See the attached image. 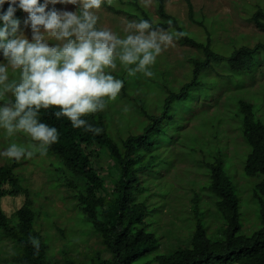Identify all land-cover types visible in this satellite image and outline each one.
Wrapping results in <instances>:
<instances>
[{
	"label": "trees",
	"instance_id": "16d2710c",
	"mask_svg": "<svg viewBox=\"0 0 264 264\" xmlns=\"http://www.w3.org/2000/svg\"><path fill=\"white\" fill-rule=\"evenodd\" d=\"M154 1V14L139 0H104V4L134 21L145 19L154 28L184 33L178 39L180 43L195 48L201 57L193 59L192 78L179 89L167 83L169 73L163 70L153 72L152 77L122 73L120 78L124 86L120 97L133 104V116L141 119L140 133H123L122 123L128 119L115 117L110 111V102L103 111L83 117L100 129L98 133L74 129L66 118L57 120L52 114L54 109L41 111V122L55 126L59 132L58 141L47 150L55 159L54 185L64 186L72 193L83 224L101 239L111 254L104 259L97 253L86 264H264V120L257 115L256 105L242 100H237L235 111L247 145V151L240 158V175L252 183L250 191L257 206L259 226L251 232L243 228L242 190L235 179L238 168L231 169L222 146L219 124L211 121L205 125L211 128V139L201 137L204 141L200 145L196 143L201 149L198 151L203 152L198 162L207 172L208 192L227 227L218 234L209 232L196 203L195 213L199 219L190 244L166 253L158 251L159 240L152 226L159 205L150 200L145 176L156 173L166 162L167 148L182 141L185 122L181 118L184 119L194 101L207 98L212 86L204 75L223 64L226 69L223 78L237 83L264 64V42L254 47L239 45L223 54L216 49L207 18L197 15L191 0H185L189 19L205 32L203 39L189 32L181 21L167 12L165 0ZM8 6L5 3L2 10L6 11ZM20 12L17 10L15 14L18 19ZM249 22L264 32V7L259 6ZM154 84L163 86L165 94L157 109L150 111L144 94ZM190 147L196 149L194 144ZM104 150L109 151L120 169L113 193L108 192L106 177L98 167L97 161ZM22 159L6 158V165L0 167V236L18 248L14 256L16 264H56L49 254L48 239L42 233L41 222L49 221L48 212L35 204L37 197L17 171ZM22 195L26 198L24 205L8 216L2 206L3 198ZM33 237L39 240L38 249L31 242ZM64 263L76 264L72 257L64 258Z\"/></svg>",
	"mask_w": 264,
	"mask_h": 264
},
{
	"label": "rangeland",
	"instance_id": "374dc122",
	"mask_svg": "<svg viewBox=\"0 0 264 264\" xmlns=\"http://www.w3.org/2000/svg\"><path fill=\"white\" fill-rule=\"evenodd\" d=\"M111 1V0H109ZM147 10L154 14V0H139ZM167 12L181 21L187 30L200 39L204 38V31L191 23L188 15V6L185 0H165ZM198 16L204 15L212 30L216 49L225 54L227 49L239 45L254 47L264 42V32L249 22V18L257 8L264 7V0H191ZM49 7H52L50 5ZM57 8L67 7L74 10L72 5H55ZM21 11V10H20ZM98 27L107 28L121 38L128 32L125 30L129 21H134L124 14L116 13L108 8L104 2L99 10ZM26 13L20 12V27L25 35L30 37V29L24 24ZM201 54L193 47L174 40L173 45L164 48L157 57L156 63L151 66L152 72L161 70L169 73L167 83L179 89L182 83L192 78L191 62ZM0 56V60H2ZM226 69L223 64L208 71L204 79L212 84L206 99L194 101L190 110L185 113L183 122L185 128L183 139L176 145L167 148L166 162L157 168V172L145 176L150 189V200L159 205L158 215L153 220L152 230L159 240L158 251L166 253L171 250L187 247L193 237L199 217L195 213L194 204H198L202 221L208 226L209 232L218 234L223 227H227L216 210L215 202L208 192L209 179L204 167L200 166L199 159L203 152H199L196 145L204 140L211 139V128H206L208 122L219 124L222 146L227 152V160L231 169L238 168L236 181L241 187L240 194L244 230L254 231L260 224L256 214V203L251 190L252 183L241 177V156L247 151L239 119L235 111L239 100L252 103L258 108L257 115L264 120V64L260 65L252 74L245 75L230 83L223 78ZM127 71L117 62V68L112 75L121 79L122 73ZM138 74V73H137ZM158 81V79L156 78ZM162 84V82L160 83ZM166 84V83H165ZM163 86L154 84L145 91L147 105L150 111H155L164 97ZM118 95L116 100L110 101V111L116 117L128 119L122 125L127 132L140 133L141 119L133 116L135 108L129 99H122ZM236 99V100H235ZM238 100V101H237ZM2 103V102H0ZM213 122V123H214ZM197 138V140H195ZM215 141V140H214ZM17 143L24 146L34 155L23 158L18 172L29 184L35 204L42 206L48 212L49 221L41 222L44 228L42 233L49 242V254L56 264H65L64 258L72 257L76 264H86L95 254L100 253L104 259L111 257L101 239L92 230L85 226L79 211L75 208L72 193L64 186L54 185L53 163L55 159L47 153L41 155L32 148V141L24 134L7 137L0 131V151L9 144ZM194 144L195 150L190 145ZM199 150V151H198ZM98 167L106 177L109 193L115 190V181L119 179L120 169L112 159L108 150H104L97 161ZM7 163L6 157H0V167ZM228 166V165H227ZM25 196H6L2 206L8 216L20 209L25 203ZM198 201V202H197ZM18 248L14 243L0 236V264H16L14 256Z\"/></svg>",
	"mask_w": 264,
	"mask_h": 264
},
{
	"label": "clouds",
	"instance_id": "9594fccd",
	"mask_svg": "<svg viewBox=\"0 0 264 264\" xmlns=\"http://www.w3.org/2000/svg\"><path fill=\"white\" fill-rule=\"evenodd\" d=\"M104 0H0V131L24 134L41 155L59 139L55 126L41 122L42 110L54 109L57 120L98 133L86 117L103 111L124 86L112 75L117 62L129 76L152 77L151 66L164 48L184 33L154 28L145 19L129 21L121 38L98 27L96 10ZM8 3L7 10L2 6ZM72 5L57 8L55 5ZM52 5V7H49ZM26 13L25 35L16 17ZM34 151L11 143L0 157L19 161ZM34 247L39 240L32 238Z\"/></svg>",
	"mask_w": 264,
	"mask_h": 264
}]
</instances>
